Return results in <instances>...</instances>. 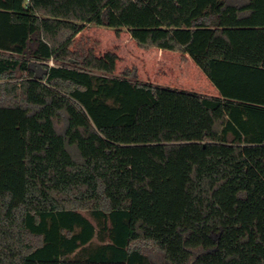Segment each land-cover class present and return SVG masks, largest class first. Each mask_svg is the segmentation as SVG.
<instances>
[{"label":"trees","instance_id":"1","mask_svg":"<svg viewBox=\"0 0 264 264\" xmlns=\"http://www.w3.org/2000/svg\"><path fill=\"white\" fill-rule=\"evenodd\" d=\"M91 24L218 94L115 74ZM155 256L264 264V0H0V264Z\"/></svg>","mask_w":264,"mask_h":264},{"label":"rangeland","instance_id":"2","mask_svg":"<svg viewBox=\"0 0 264 264\" xmlns=\"http://www.w3.org/2000/svg\"><path fill=\"white\" fill-rule=\"evenodd\" d=\"M76 41L92 47L97 55L112 51L118 56L115 74L136 67L139 79L156 85L181 90L217 95L218 91L190 57L180 52L161 50L154 46L141 47L127 29L119 34L114 29L86 25L76 36ZM153 264H170L153 257Z\"/></svg>","mask_w":264,"mask_h":264}]
</instances>
